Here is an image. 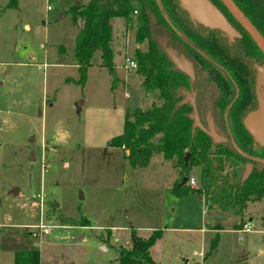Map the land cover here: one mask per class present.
<instances>
[{
    "label": "rangeland",
    "instance_id": "374dc122",
    "mask_svg": "<svg viewBox=\"0 0 264 264\" xmlns=\"http://www.w3.org/2000/svg\"><path fill=\"white\" fill-rule=\"evenodd\" d=\"M87 1L0 0V264L14 259L1 246L3 233H29L40 222L50 231L27 242L42 264H118L116 248L132 247L131 227L143 239L162 231L149 249L158 264H264V198L223 213L196 192H172L181 179L175 159L154 152L145 166H131L128 150L110 144L136 109L161 99L126 68V58L146 48L134 38L135 2V11L111 19L117 87L98 51L85 82H76L82 21L67 11ZM188 174L197 182V168ZM246 221L251 229L242 232Z\"/></svg>",
    "mask_w": 264,
    "mask_h": 264
},
{
    "label": "trees",
    "instance_id": "16d2710c",
    "mask_svg": "<svg viewBox=\"0 0 264 264\" xmlns=\"http://www.w3.org/2000/svg\"><path fill=\"white\" fill-rule=\"evenodd\" d=\"M240 1L246 12L254 17V24L264 31V0H250L247 4L246 0ZM133 2L140 10L134 33L135 41L138 44L146 41L145 49L134 50L136 71L142 76L143 89L148 92L157 91L161 104H151L145 110L136 109L133 112V120L124 121L122 133L112 138L110 144L128 150L126 159L131 166H145L154 152L161 153L164 160L175 159L174 166L178 168L181 177L179 182L172 185L171 190L175 195L190 190L201 196L209 208L219 209L223 213H241L248 202L264 198V171L253 170L241 181L237 162L244 159L226 147L219 146L216 151L212 150L205 135L192 131L191 120L176 97L179 80L172 70L168 69L167 60L151 35V15L158 16L162 23H165L163 17H176L177 7L172 0L74 2L67 12L72 15L74 21H82V27L74 39L73 57L78 71L76 82H85L92 56L98 51L101 65L111 76V89L117 87L119 78L113 63L111 19L135 11ZM186 154L188 155L185 159ZM192 167L197 168L196 187L185 186V183L181 182L184 177L189 178L188 173ZM80 221L82 225L87 224L84 218ZM80 221L69 220L75 224ZM11 230L3 233L1 246L13 252V264H41L39 250L30 247L27 242L31 232L22 231L17 234L16 230ZM130 232L132 247L116 248L118 264H158L150 256L149 248L161 236L162 231L155 229L144 239L136 235L133 227ZM216 244L217 234L212 238L209 249L214 248Z\"/></svg>",
    "mask_w": 264,
    "mask_h": 264
},
{
    "label": "flooded vegetation",
    "instance_id": "af4514ba",
    "mask_svg": "<svg viewBox=\"0 0 264 264\" xmlns=\"http://www.w3.org/2000/svg\"><path fill=\"white\" fill-rule=\"evenodd\" d=\"M172 1L177 7L176 17H163L162 23L158 16L151 15V35L167 60L168 69L179 80L176 97L191 120V128L194 120L190 115L196 116L193 132L205 135L212 150L219 146L233 150V141L246 155L264 159V152L257 151L264 148L253 141L243 125L244 117L256 108L257 93L264 91V52L222 0L209 1L230 23L232 35L194 23L177 0ZM232 1L264 40V31L254 24V17L246 12L242 2ZM167 49L191 63V75L174 65ZM257 80H261L259 86ZM204 130H214L224 140L213 142ZM236 154L244 159L239 161L243 164L240 180L248 162L252 164L250 173L264 171V164Z\"/></svg>",
    "mask_w": 264,
    "mask_h": 264
},
{
    "label": "water",
    "instance_id": "95a60500",
    "mask_svg": "<svg viewBox=\"0 0 264 264\" xmlns=\"http://www.w3.org/2000/svg\"><path fill=\"white\" fill-rule=\"evenodd\" d=\"M178 6L183 9L189 16L190 20L194 23L201 24L204 27L218 29L226 34H234V29L230 23L226 20L224 15L209 1V0H177ZM225 6L229 9L236 20L247 30L251 35L252 39L258 45L260 49L264 52V40L259 35L255 27L250 23V21L244 16L240 9L234 4L232 0H222ZM63 15H61V18ZM170 60L174 65L191 75V63L183 56H176L174 50L167 49ZM261 80H257V86L260 85ZM190 118L194 120L192 128L196 126V116L195 114L190 115ZM243 125L251 136L253 141L260 147L264 148V91L257 93V103L256 108L250 111L243 119ZM194 131V130H192ZM205 133L213 140V142H219L224 140L220 135H218L214 130H204ZM233 150H235L241 156L252 161H257L264 164V159L259 157H253L246 155L240 150V148L231 141ZM32 153V151H31ZM188 154H186L185 159ZM252 168V164L248 162L245 165L244 172L241 177V181L245 180ZM187 181V178L182 179V184ZM219 211V210H218ZM136 243L134 244V246Z\"/></svg>",
    "mask_w": 264,
    "mask_h": 264
},
{
    "label": "built area",
    "instance_id": "2783aa9c",
    "mask_svg": "<svg viewBox=\"0 0 264 264\" xmlns=\"http://www.w3.org/2000/svg\"><path fill=\"white\" fill-rule=\"evenodd\" d=\"M51 7L48 5L47 6V9L49 10ZM126 68H129V69H136L137 68V65H136V62L134 59H129V58H126ZM136 72V70L134 71ZM187 185L190 186V187H196V179L194 177H189L186 181ZM36 197L39 198V206H40V209L42 210V207H43V198H44V193L43 192H39L36 194ZM250 226H251V223L250 221H246L242 224V227L240 228V230L242 232H248L250 231ZM51 229V225L49 224H44L42 222H40L38 225H34L32 227V232L31 234L32 235H35V236H38L40 234H46L50 231ZM42 264V263H41ZM44 264V263H43Z\"/></svg>",
    "mask_w": 264,
    "mask_h": 264
},
{
    "label": "crops",
    "instance_id": "0c3cea01",
    "mask_svg": "<svg viewBox=\"0 0 264 264\" xmlns=\"http://www.w3.org/2000/svg\"><path fill=\"white\" fill-rule=\"evenodd\" d=\"M80 109V107L78 108V110ZM199 198L200 199H202L200 196H199ZM130 230H131V228H130ZM162 235V234H161ZM162 236H160L156 241H158L160 238H161ZM150 249V248H149ZM150 251V250H149ZM187 259H185V261H186ZM155 261V260H154ZM156 262V261H155ZM157 263V262H156Z\"/></svg>",
    "mask_w": 264,
    "mask_h": 264
},
{
    "label": "bare ground",
    "instance_id": "6f19581e",
    "mask_svg": "<svg viewBox=\"0 0 264 264\" xmlns=\"http://www.w3.org/2000/svg\"><path fill=\"white\" fill-rule=\"evenodd\" d=\"M197 183V182H196ZM190 187V186H189Z\"/></svg>",
    "mask_w": 264,
    "mask_h": 264
}]
</instances>
